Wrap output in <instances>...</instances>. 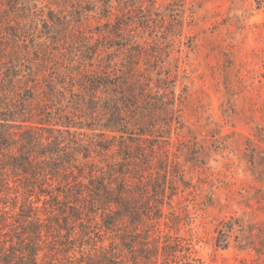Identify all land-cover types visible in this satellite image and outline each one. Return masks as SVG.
Listing matches in <instances>:
<instances>
[{
    "label": "trees",
    "instance_id": "16d2710c",
    "mask_svg": "<svg viewBox=\"0 0 264 264\" xmlns=\"http://www.w3.org/2000/svg\"><path fill=\"white\" fill-rule=\"evenodd\" d=\"M137 2L0 0V264H199L161 227L178 97Z\"/></svg>",
    "mask_w": 264,
    "mask_h": 264
},
{
    "label": "rangeland",
    "instance_id": "374dc122",
    "mask_svg": "<svg viewBox=\"0 0 264 264\" xmlns=\"http://www.w3.org/2000/svg\"><path fill=\"white\" fill-rule=\"evenodd\" d=\"M136 6L129 19L147 16L151 28L130 31L156 53L162 77L175 79L178 97L177 128L164 146L171 163L162 173L174 195L161 227L192 245L191 263L264 264V0ZM97 25L87 17L86 27Z\"/></svg>",
    "mask_w": 264,
    "mask_h": 264
}]
</instances>
